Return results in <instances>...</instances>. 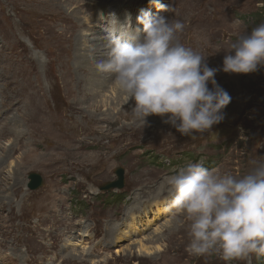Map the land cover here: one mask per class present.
<instances>
[{
    "label": "rangeland",
    "instance_id": "obj_1",
    "mask_svg": "<svg viewBox=\"0 0 264 264\" xmlns=\"http://www.w3.org/2000/svg\"><path fill=\"white\" fill-rule=\"evenodd\" d=\"M103 1H59L68 17L63 22L54 11L46 20L42 14L35 17L26 0H0V99L9 92L3 79L7 69L30 72L43 89V112L22 100L0 114V127L14 126L24 133L17 140L12 133H0V264H247L226 262L217 253L197 257L186 251L188 222L166 211L172 198L168 179L199 161L237 177L264 163V67L250 74L217 73L215 79L231 103L221 123L193 139L165 123L167 117L151 115L146 125L136 122L134 101L121 93L113 77L96 95L85 96L72 66L75 47L66 45L71 68L65 76L63 56L59 59L63 49L52 41L47 26L61 23L56 35L64 24L75 28L67 33L74 44L82 20L87 23L85 37L96 24L102 37L107 23L102 15L115 13L120 22L130 15L133 29H142L137 17L150 11L181 20L185 27L179 42L201 52L210 67L222 69L229 45L264 23V0H160L173 8L168 12L150 0H120V8L101 9ZM17 23L24 30H15ZM32 54L48 64L46 72L36 59L31 62ZM13 114L19 120L14 125L9 122ZM39 120L42 129H52L51 138L30 134ZM58 123L65 128L61 138L54 126ZM120 167L125 170L124 188L100 190L116 179ZM32 173L43 179L36 190L29 187ZM113 225H119L117 231ZM120 229L127 235L117 242ZM136 240L153 253L138 252L139 244L132 245ZM257 261L253 255L252 264Z\"/></svg>",
    "mask_w": 264,
    "mask_h": 264
},
{
    "label": "clouds",
    "instance_id": "obj_2",
    "mask_svg": "<svg viewBox=\"0 0 264 264\" xmlns=\"http://www.w3.org/2000/svg\"><path fill=\"white\" fill-rule=\"evenodd\" d=\"M150 3L173 11L160 0ZM101 19L107 21L106 58L96 62V71L113 76L115 86L134 101L131 113L140 124L146 125L151 115L167 117L165 123L195 139L221 123L231 103L215 79L217 73L250 74L264 67V23L229 45L221 69L179 42L185 27L181 20L142 11L137 22L143 27L133 29L130 15L123 22L115 13ZM168 184L172 198L166 211L186 218L189 254L217 253L226 262L247 264L253 255L264 258V163L241 177L208 169L203 161L189 163Z\"/></svg>",
    "mask_w": 264,
    "mask_h": 264
},
{
    "label": "bare ground",
    "instance_id": "obj_3",
    "mask_svg": "<svg viewBox=\"0 0 264 264\" xmlns=\"http://www.w3.org/2000/svg\"><path fill=\"white\" fill-rule=\"evenodd\" d=\"M41 1L42 0H26V3L30 4V7L27 6L30 9V13H32L35 17H40L42 14L43 19L46 20L48 18L47 17L48 14H50L52 11H54L56 13V16H57V13L60 15L59 19L61 21L65 22V20H67V18H68L67 15L63 16V14L61 13V9H59V6H61L59 1H61V0H54L55 4L53 2H49V1L45 2V0H43V2H44L43 4H40ZM70 1L73 2L74 0H70ZM78 1L79 0H76V2H78ZM98 7L101 9H110L111 7L112 8L113 7H119L120 8L121 4H120V0H104L103 2L99 3ZM95 11L97 12V14L99 16V11L97 10V8ZM17 14H18V10H17V8H14L13 9V15L16 16ZM9 16H11V15L9 14ZM94 23H97V22H94ZM59 24L62 26L61 23H59ZM59 24H57V25H55V24H49L48 25L47 24L48 25L47 30H49V33L51 34L52 41L55 40V42H57L56 46L59 49L61 47L63 49V54L59 55V59H61L63 56V62L65 64L63 63V65H61V67L64 68L65 76H67V74L69 75V71H70L69 69L71 68L68 64V61H67V58L69 55V50H68L66 45L68 44L69 46L75 47V59H74V62L72 63V66L75 67V70H77L79 73V77H78V74L76 75V77H78V78H76V80L77 81L79 80L78 81L79 83H83V89L85 91L84 95L89 96V97L92 96L94 93L96 95L98 93V91L100 90V88L103 90L104 87H106L107 84L109 83L110 79L113 77L110 74L98 73L96 71V68H95V64L97 61L106 58V55H105L106 50L104 47L105 36L98 37L99 36L98 33L100 31L98 29L99 25L96 24V25H94L95 28H93L91 32L87 33V37H85L86 33L84 31H85V27H87V23L82 20L78 24L79 27H77V31H75V32H77V36H75V38H73L74 44H72L70 37H67V33L70 30H74L75 28H69V27H67V24L66 25L64 24V26H66V27L60 28L61 30H60L59 34L56 35L54 30H55L56 26H59ZM103 27H101V29H103ZM14 28H15V30L17 28L19 30H24L20 26V23H17V26H15ZM66 37H67V39H66ZM17 40L23 44V42L21 41L22 38L17 39ZM32 55H30V57L32 59V61L31 60L30 61L34 63L35 59H36L37 65L41 69H43L44 72H46V70H48L47 69L48 64L45 61H42L39 58H37L36 56H34V54H32ZM7 70L9 71V74L7 75L8 78H6L4 76L3 79L5 81L7 80L6 85H7V87H9V92L5 93V91H4V95L0 99V105H1L0 114L3 113V110L10 108L14 103L17 104V103H20V101L22 102V100L24 103L29 101L30 104L32 106H34L37 110H42V112H43V103H42L43 89H42L40 81H38V82L33 81L31 78L30 72H21L20 70L15 69V71L13 73H11L12 72L11 70H9V69H7ZM76 80L74 82H76ZM66 83L68 86L71 85V80L69 79ZM86 87H87V89H86ZM2 88H3V85H2ZM0 93H3L2 90H0ZM18 110H20V107H18ZM11 120H12V125H14L13 124L14 122L19 121L18 118L17 119L15 118V114H13L12 116L9 117V122ZM16 124H18V123H16ZM38 124H41L43 126V121L42 120L37 121V123L35 124V126L31 130L30 134L31 135H37V134H40V132H41V133H44L47 138H51L50 133L52 132V129H51V131H48L47 129L43 128L44 129L43 130L42 126L40 127ZM54 126L58 130V132L60 134V138L64 137L65 128L63 127V125L58 123ZM37 128H39L40 130H37ZM3 131H4V133H12L14 136H16V140L18 139L19 136H23V134H24L21 131L17 132V130L14 128V126H8V125L0 127V133ZM4 135H6V134H4ZM18 143L20 144V140H18ZM14 148L16 149V147H14ZM14 148L11 147L10 151H14L15 150ZM0 161H1V152H0ZM14 176H16V173L14 174ZM15 182H17V180ZM113 227L114 228L117 227L116 228V231H117L119 225L118 226L113 225ZM156 229H158V228H156ZM126 235H127V232L124 230L123 231L121 230L120 233L118 232L116 234V241L121 242L122 240H124ZM133 244H139V248L137 249L138 252H146L147 254L153 253L150 251V250H152L151 249L152 247L146 246L143 243V240H139V241L136 240L135 242L132 243V245ZM159 249H161V248H159Z\"/></svg>",
    "mask_w": 264,
    "mask_h": 264
},
{
    "label": "water",
    "instance_id": "obj_4",
    "mask_svg": "<svg viewBox=\"0 0 264 264\" xmlns=\"http://www.w3.org/2000/svg\"><path fill=\"white\" fill-rule=\"evenodd\" d=\"M115 174H116V179L102 186L100 190L109 192V191H113L116 189L120 190L124 188L125 170L120 167L116 170ZM29 179L31 180L29 182V187L32 190H36L40 188V186L43 184V179L39 174H36V173L30 174Z\"/></svg>",
    "mask_w": 264,
    "mask_h": 264
},
{
    "label": "trees",
    "instance_id": "obj_5",
    "mask_svg": "<svg viewBox=\"0 0 264 264\" xmlns=\"http://www.w3.org/2000/svg\"><path fill=\"white\" fill-rule=\"evenodd\" d=\"M255 264H264V258L259 259Z\"/></svg>",
    "mask_w": 264,
    "mask_h": 264
}]
</instances>
